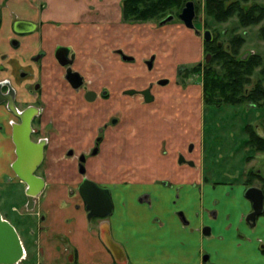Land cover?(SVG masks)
I'll use <instances>...</instances> for the list:
<instances>
[{
    "label": "rangeland",
    "instance_id": "rangeland-1",
    "mask_svg": "<svg viewBox=\"0 0 264 264\" xmlns=\"http://www.w3.org/2000/svg\"><path fill=\"white\" fill-rule=\"evenodd\" d=\"M8 2L9 0H4L1 3L4 9ZM191 2L196 7L194 23H197L196 30H199V34L186 29L178 18L160 28L158 20H125L122 15V21L130 25V33L137 35L141 44L156 43L150 46L159 52L158 63L162 64V71L156 77L166 78L170 83L157 90L161 98L156 97L155 102L145 104L140 100L119 97L121 101L116 103H99L96 116L81 117L82 113L60 106L56 98L65 94L70 96V93L62 91L59 82L50 83L53 87L56 86H51L44 94V100L50 97L42 121V126L47 131L55 133L62 128L72 127L74 130L80 127L89 132L84 139L91 142L90 138L96 134V124L99 125L107 118L117 121L114 126L110 125V132L104 136L97 157L88 160L87 178L100 185L155 183L171 187L182 184L200 189L206 184L214 189L226 187L229 191L245 190L250 185L264 192V151H259L254 141L257 138L264 141V103L257 104L247 100L234 104H208L203 92L202 69L200 72L189 71L188 75L182 73L175 76L178 68L191 70L198 64H204L207 53L204 51L202 32L209 30L214 35L221 33L218 42L224 45L232 35L243 36L245 42L239 50L240 55H257L261 61V66L254 69L245 88L250 91L259 80L264 88V78L260 75L264 68V18L258 24L243 28L239 27L236 17L225 23H215L206 17L204 0ZM255 5L264 8V0H246L241 3L247 9ZM13 6V3L7 6L8 11L13 13L16 9L24 17H30L28 11L33 7ZM261 17H264L263 13ZM6 24H2L0 28V43L11 36L8 30H4L3 26L8 27L9 23ZM17 66L26 69L25 64ZM142 72L144 71L140 70L137 74H143ZM49 79L47 81L45 78L42 82L53 81ZM53 99L56 102H52ZM79 118L84 120L80 121ZM54 138L52 145L58 143ZM188 146L193 147L192 152H188ZM179 156L193 165L179 164ZM49 158L45 171L50 179L55 176L61 181L57 190L65 192V202L63 200L61 205L74 207L80 204L76 186L81 177L76 172L74 161L62 164L59 155L50 154ZM10 160L8 147L0 142V181H5L12 175ZM22 188V185L0 182V213L14 225L26 247L25 257L20 264H66L59 259H53L51 262L54 263H50L43 247H39L42 242L35 237L29 238L31 230L36 232L38 226H42L39 217L45 215L44 197L41 196V203L35 212L29 214L23 209L26 196ZM98 221L91 220V225L95 226ZM259 221L262 223L260 228L264 230V218L258 219ZM254 239L262 242L260 251L264 253V233ZM54 246L57 258H68L69 255L74 257L70 244L64 245L58 241Z\"/></svg>",
    "mask_w": 264,
    "mask_h": 264
},
{
    "label": "crops",
    "instance_id": "crops-1",
    "mask_svg": "<svg viewBox=\"0 0 264 264\" xmlns=\"http://www.w3.org/2000/svg\"><path fill=\"white\" fill-rule=\"evenodd\" d=\"M3 1L0 0V4ZM123 1L9 0L8 7L12 3L15 8L33 7L28 11L30 17H24L16 9L13 14L6 6L2 19L3 24H8L15 15L40 22V46L44 50L50 52L55 45L72 46L79 57L80 71L90 76H98L103 71L105 74L98 78V85L112 86L115 92L118 87L132 85L133 75L137 73L112 52L122 49L130 53L132 48L130 25L122 21ZM3 27L7 31V27ZM20 43L17 51L7 45V40L0 43V55L8 56L1 63L13 72L20 70L17 64L22 65L23 59L27 60L39 46L35 34L20 38ZM13 54L18 56L17 61L10 57ZM90 64L94 65L91 72L88 71ZM9 177L16 181L13 173ZM59 183L55 176L48 177L43 192L36 198L38 206L41 196L44 197L45 215L42 226H38L36 232L31 230L29 238L42 242L39 247H43L50 263L59 259L66 264H115L100 240L99 225L88 222L82 207L61 205L65 192L57 190ZM101 186L110 190L113 202L108 220L110 234L124 248L128 264H204V256H208V264H264V253L260 251L262 242L254 239L264 230L260 228V221L255 227L245 222L251 204L243 197L244 190L214 189L206 184L200 189L191 185L168 187L155 183ZM5 220L12 225L7 218ZM205 227L210 228L208 236L202 234ZM16 232L26 253L24 241ZM58 241L70 244L74 257L57 258L54 245Z\"/></svg>",
    "mask_w": 264,
    "mask_h": 264
},
{
    "label": "flooded vegetation",
    "instance_id": "flooded-vegetation-1",
    "mask_svg": "<svg viewBox=\"0 0 264 264\" xmlns=\"http://www.w3.org/2000/svg\"><path fill=\"white\" fill-rule=\"evenodd\" d=\"M2 6L3 5L0 4V28L3 24L2 14L4 8ZM194 10L195 21V5ZM170 15L173 17L172 20L178 17V14ZM161 20L162 19H160L157 24L160 28L163 27V25L159 24ZM16 22L24 24H15ZM193 24L194 30L192 31L199 32V30H196L197 23L193 22ZM41 28L42 24L40 22H34L25 19L24 17L20 18L18 16L13 15L7 27V30L11 35L7 40V45L13 51H17L21 48L20 38L35 34L36 43H38L39 46L37 47L35 52L29 55L27 60L23 59L24 62H22V64L26 65V69L20 68V70H16L15 72L10 70V68H5L3 66L1 62L7 57L3 58V55L0 56V142L4 143V145L7 146L10 151L11 160L9 162V167L13 173L14 178L16 179V181L6 179L5 181L2 180L0 182L8 184L20 183L23 186V194L26 196V201L24 202L23 209L29 214L35 212L38 204L36 198L43 192L45 188L46 180L48 179V175L45 171V168L49 164V155H59L61 157L62 164L74 161V165L76 166V172L81 177V180L79 182L80 184L83 178H87L86 165L88 160L90 158L93 159L97 157V155L99 154L100 146L103 144V140L105 138L104 136L110 132V125L114 126L117 123L116 119L107 118L106 121L101 122L99 125L96 124V134L93 138H90L91 142H88V140L84 139V136L89 134V132L86 129H82L80 127H77L74 130L71 129L72 127H69L67 129L62 128L61 131L55 133L47 131V129L42 126V121L44 115L47 112L48 106L46 104L50 103V97L47 100H44L45 92L52 86L50 83H55L56 81L57 84L59 82L62 91H64L65 93H70V96H67V94H65L64 96H59L56 98L60 106L66 109H74L75 113H82L81 117H94L97 115L99 103H116L121 101L119 99L122 97H127L133 100H140L145 104H151L156 101V97L161 98V96L158 95L157 90L161 89L162 87L168 86L170 83L169 80L166 78H163L161 76L156 77L157 74H159V72L161 73L162 71V64L158 63L159 58L157 54L159 52L155 49V47L154 49H151L150 47L153 44L155 45V42L148 43V45L146 43L141 44L140 38H138L137 35L131 34L133 37L131 41L132 45L130 46L132 47L130 49V53H126L122 49L112 50V52L117 55V58L120 61L124 62L130 67H133L135 70H137V73L140 70L145 72H142L143 74L135 73L133 75L134 83H132V85H129L124 88L118 87V90L113 92L114 88H112V86L108 87L98 85L100 81V79L98 78L105 74L103 73V71L100 72L98 76H90V73H84L80 71L77 65L79 57L77 55V51L72 46L55 45L52 51L50 52L44 50L40 46V42L42 40L40 35ZM210 35V42H213L216 34L214 35L212 32H210ZM202 41L203 43H205L203 37ZM139 45L141 47L138 48ZM10 57L13 61L18 60L17 55L13 54ZM210 60L211 55L210 53H207L204 58V64H208ZM198 65L200 69L203 66L202 64ZM92 67H94L93 64L88 65L89 72H91ZM189 71H192V69L182 70V68H178L175 70V76H180L182 75V73L188 75ZM55 72H57V74ZM9 74H11L12 76H10ZM148 76L149 79L147 80L146 77ZM45 78L46 80L50 78L53 81L42 82V80H44ZM52 98L54 97H51V99ZM116 98H118L117 101ZM56 99H53L52 102H56ZM28 111H32V114L30 116V125L28 127V133L26 136L27 143L25 144V147L29 148L30 151L29 159L27 158V162H34L37 158V155L40 154L41 157L39 163L36 166V169L33 174L36 177L41 178L44 182V188L42 189L41 193L36 197L32 198V202L30 205L28 203L27 195L25 193V184L22 183L21 180L14 174L11 168L12 165L16 163L18 159L16 153V144L12 139V127L14 125H20L22 123L20 116L23 113H28ZM79 120L81 121L84 119L79 118ZM53 137H55L54 139L58 141V143H56L55 145H52ZM23 140L24 137L21 136L19 145L24 146ZM187 150L188 152H192L193 147L188 146ZM75 151L80 152L76 153ZM178 162L179 164L187 163V165L189 166L193 165H190V162H186L184 158H182V156H179ZM80 166L84 168V174L82 175L79 172ZM79 184L76 186L77 189ZM97 184L101 186L99 183ZM78 199V202H80V204H76L75 206L78 208L82 207L85 211V204L79 194ZM260 218H264V213L258 219ZM94 219L97 218H93L91 220ZM258 219L256 220V224ZM43 220L44 216H40L39 221L42 222ZM88 222L91 224V221ZM99 222H97L98 225ZM202 262L204 264H208L207 261H203V258Z\"/></svg>",
    "mask_w": 264,
    "mask_h": 264
},
{
    "label": "trees",
    "instance_id": "trees-1",
    "mask_svg": "<svg viewBox=\"0 0 264 264\" xmlns=\"http://www.w3.org/2000/svg\"><path fill=\"white\" fill-rule=\"evenodd\" d=\"M195 0H124L122 15L125 20L147 21L160 20L165 15L179 14L184 4ZM246 0H204L206 17L215 23H225L236 17L240 28L258 24L263 21L261 13L264 8L259 5L243 8ZM165 16V17H166ZM163 19V18H162ZM235 30V29H234ZM221 34V33H220ZM220 34L216 33L213 42L204 43V51L210 53L211 60L202 69L203 92L208 104L240 103L247 100L264 103V88L260 80L247 91L254 69L261 66L257 55L245 56L239 53L245 40L242 35H232L226 45L218 42ZM197 65L192 71L200 72ZM264 78V68L261 69ZM256 148L264 151V141L255 139ZM250 185H248L249 187Z\"/></svg>",
    "mask_w": 264,
    "mask_h": 264
},
{
    "label": "water",
    "instance_id": "water-1",
    "mask_svg": "<svg viewBox=\"0 0 264 264\" xmlns=\"http://www.w3.org/2000/svg\"><path fill=\"white\" fill-rule=\"evenodd\" d=\"M177 18L186 29L194 30V3L191 1L186 2ZM172 19L173 17L171 15L166 16L159 22V24L164 25L172 21ZM15 24L24 23L16 22ZM195 32L196 34H199L198 31ZM202 37L205 42L211 41V35L208 30L202 33ZM31 114L32 111L23 113L20 116L22 123L18 126L14 125L12 127V139L16 144L18 159L11 167L14 174L26 186L25 193L29 205L32 202V198L39 195L44 188L43 180L33 174L39 163L41 157L40 154L37 155L34 162H27L30 151L29 148L25 147V144L27 143L26 136L30 125ZM21 136L24 137V146L19 145ZM190 165H192V163H190ZM79 172L81 175L84 174V168L82 166L79 167ZM77 191L85 204L87 220L91 221L93 218L100 220L99 237L103 246L111 255L114 263L128 264L124 248L122 245L115 242L110 234L108 218L113 212V202L110 190L99 186L97 183L87 178H83ZM243 197L251 204V212L246 215L245 222L248 223L250 227H255L256 220L264 213V192L260 188L249 186L244 190ZM179 215L182 214L180 213ZM202 234L208 236L210 234V228H203ZM24 257V248L15 228L7 220L3 219L0 214V264H20ZM203 261H208V256H204Z\"/></svg>",
    "mask_w": 264,
    "mask_h": 264
},
{
    "label": "bare ground",
    "instance_id": "bare-ground-1",
    "mask_svg": "<svg viewBox=\"0 0 264 264\" xmlns=\"http://www.w3.org/2000/svg\"><path fill=\"white\" fill-rule=\"evenodd\" d=\"M24 254H25V251H24Z\"/></svg>",
    "mask_w": 264,
    "mask_h": 264
}]
</instances>
